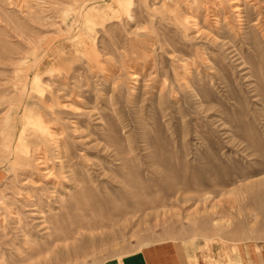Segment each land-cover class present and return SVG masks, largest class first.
I'll return each instance as SVG.
<instances>
[{
	"label": "rangeland",
	"instance_id": "374dc122",
	"mask_svg": "<svg viewBox=\"0 0 264 264\" xmlns=\"http://www.w3.org/2000/svg\"><path fill=\"white\" fill-rule=\"evenodd\" d=\"M155 245L264 264V0H0V264Z\"/></svg>",
	"mask_w": 264,
	"mask_h": 264
},
{
	"label": "crops",
	"instance_id": "0c3cea01",
	"mask_svg": "<svg viewBox=\"0 0 264 264\" xmlns=\"http://www.w3.org/2000/svg\"><path fill=\"white\" fill-rule=\"evenodd\" d=\"M168 249L166 245H155L138 249L133 255L120 259L112 258L101 264H179L172 249ZM261 257L264 262V251Z\"/></svg>",
	"mask_w": 264,
	"mask_h": 264
},
{
	"label": "bare ground",
	"instance_id": "6f19581e",
	"mask_svg": "<svg viewBox=\"0 0 264 264\" xmlns=\"http://www.w3.org/2000/svg\"><path fill=\"white\" fill-rule=\"evenodd\" d=\"M236 9V8H235ZM236 12H238V14H239V12H240V9L239 8H237L236 9ZM237 14V15H238ZM258 23V22H257ZM135 77V76H134ZM138 79V78H137ZM52 133V132H51ZM56 138V137H55ZM58 141V140H57ZM55 144H57V143H55ZM58 145V144H57ZM58 147H59V145H58ZM43 154V153H42ZM44 156V155H43ZM60 156V155H59ZM46 157V156H45ZM46 159V158H45ZM48 159V158H47ZM47 159L46 160H44V161H47ZM40 159H38V161H39ZM41 161H43V160H41ZM41 161H40V163H41ZM61 161V160H60ZM43 163H45V162H43ZM42 167V166H41ZM61 167V166H60ZM43 168H46V166L45 165H43ZM48 168V167H47ZM47 168H46V170H47ZM40 169V168H39ZM52 170V169H51ZM53 172V171H52ZM43 173V172H42ZM62 173V172H61ZM51 175V172L50 171H47V172H45V174H43V176L44 177H49ZM54 176V175H53ZM43 177V178H44ZM42 178V179H43ZM51 178V177H50ZM62 178V177H61ZM47 179V178H46ZM37 180V179H36ZM39 181V180H38ZM42 181V180H41ZM55 183H57V182H55ZM59 183H60V181H59ZM41 184V183H40ZM58 184V183H57ZM38 192V191H37ZM51 195V194H50ZM44 203V202H43Z\"/></svg>",
	"mask_w": 264,
	"mask_h": 264
}]
</instances>
